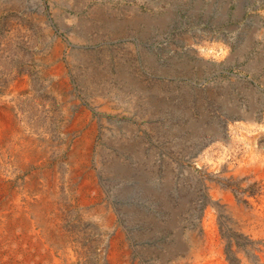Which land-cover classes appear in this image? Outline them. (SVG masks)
I'll return each mask as SVG.
<instances>
[{
  "label": "rangeland",
  "instance_id": "obj_1",
  "mask_svg": "<svg viewBox=\"0 0 264 264\" xmlns=\"http://www.w3.org/2000/svg\"><path fill=\"white\" fill-rule=\"evenodd\" d=\"M0 105V227L17 224L20 242L4 232L3 255L106 264L121 230L131 264H168L175 222L186 231L202 211L184 171L234 148L244 116L264 117V0H0ZM199 119L222 136L194 134Z\"/></svg>",
  "mask_w": 264,
  "mask_h": 264
},
{
  "label": "bare ground",
  "instance_id": "obj_2",
  "mask_svg": "<svg viewBox=\"0 0 264 264\" xmlns=\"http://www.w3.org/2000/svg\"><path fill=\"white\" fill-rule=\"evenodd\" d=\"M60 1V0H59ZM64 1V0H63ZM66 1V0H65ZM240 8V7H238ZM237 8V10H238ZM241 11V10H240ZM137 15V13H136ZM140 16V15H139ZM141 18V17H140ZM133 19V18H132ZM139 19V18H138ZM143 22V21H141ZM139 23V21H138ZM57 40V39H56ZM61 42V41H60ZM55 45V44H54ZM58 45V44H57ZM61 46V45H59ZM58 47V46H57ZM58 49V48H57ZM60 50V49H59ZM56 51V50H55ZM53 51V52H55ZM57 52V51H56ZM61 53V52H60ZM52 55V54H51ZM55 55V53H54ZM55 57V56H54ZM57 58V57H55ZM54 59V58H53ZM42 63V62H41ZM45 64V63H44ZM46 65V64H45ZM54 68V67H53ZM60 68V67H59ZM52 69V68H51ZM50 69V70H51ZM44 70V69H43ZM23 78V77H22ZM104 104V103H103ZM1 106V105H0ZM4 106V104H3ZM7 107V106H6ZM97 107V106H96ZM1 109V107H0ZM81 109V108H80ZM83 109V108H82ZM252 109V108H251ZM3 110V109H2ZM83 111V110H82ZM86 111V110H84ZM238 112V111H237ZM86 113V112H85ZM250 113V111H249ZM84 114V113H83ZM82 116V115H80ZM85 116V115H84ZM72 117V116H71ZM79 118V117H78ZM81 118V117H80ZM201 118V117H200ZM76 119V118H75ZM90 119V118H89ZM191 119V118H190ZM237 119V118H236ZM235 119V120H236ZM83 120V119H82ZM81 120V121H82ZM73 121V120H72ZM92 121V120H91ZM238 121V120H237ZM76 122V121H75ZM80 122V121H79ZM71 123V120H70ZM89 123V122H87ZM93 123V122H92ZM75 124V123H74ZM3 125V124H2ZM6 125V124H5ZM67 125V124H66ZM82 125V124H81ZM93 125V124H92ZM217 125V124H216ZM236 125V124H234ZM32 126V125H31ZM73 126V125H72ZM75 126V125H74ZM87 126V125H86ZM3 127V126H2ZM7 127V125H6ZM11 127V126H10ZM71 127V126H70ZM192 132L206 131L218 137L222 130L217 126L208 128L203 120H191ZM83 128V127H82ZM239 129V137L233 141L235 147H228L220 158L209 159L197 156L192 169L184 171L191 178L192 186L189 190L191 198L202 194V211L193 216L191 227L184 230L183 218L175 222V241L165 253L172 257L168 264H264V117L260 120L250 113L242 118L235 126ZM2 129V128H1ZM16 129V128H15ZM234 129V130H235ZM14 130V129H13ZM18 130V129H17ZM32 130V129H31ZM74 130V129H73ZM82 130V129H81ZM84 130V129H83ZM92 130V129H91ZM94 130V129H93ZM107 130V129H106ZM190 130V129H189ZM34 131V130H33ZM64 131V130H63ZM71 131V130H70ZM95 131V130H94ZM232 131V130H231ZM73 132V131H72ZM75 132V131H74ZM84 132V131H83ZM228 132V131H227ZM70 133V132H68ZM79 133V132H78ZM85 133V132H84ZM231 133V132H230ZM236 133V132H235ZM95 134V133H94ZM233 134V133H232ZM16 134H10L8 138ZM82 137V133L80 134ZM87 135V134H86ZM90 135V134H89ZM92 135V134H91ZM191 135V134H190ZM37 136V135H36ZM94 136V135H93ZM237 136V135H236ZM23 137V136H21ZM28 137V136H27ZM79 137V136H78ZM84 137V136H83ZM82 137V138H83ZM195 137V136H194ZM193 137V138H194ZM215 137V136H214ZM234 137V136H233ZM14 138L11 141L15 142ZM19 138V137H18ZM38 138V137H37ZM183 138V137H182ZM77 139V137H76ZM229 140V139H228ZM6 141V140H5ZM17 142V141H16ZM71 142V141H70ZM73 142V141H72ZM82 142V141H81ZM184 142V141H183ZM190 142V141H189ZM220 142V141H219ZM218 142V143H219ZM26 143V142H25ZM34 143V142H33ZM45 143V142H44ZM43 143V144H44ZM51 143V142H50ZM74 143V142H73ZM90 143V142H89ZM88 143V144H89ZM187 143V142H186ZM185 143V144H186ZM4 144V143H3ZM21 144V143H19ZM41 144V143H40ZM18 145V144H17ZM22 145V144H21ZM33 145V144H32ZM37 145V144H36ZM90 145V144H89ZM2 146V145H1ZM6 146V145H4ZM11 146V145H10ZM28 146V145H27ZM50 146V145H49ZM35 147V146H34ZM79 147V146H78ZM86 147V146H85ZM88 147V146H87ZM15 149L18 147L15 145ZM51 147H49L50 149ZM76 148V146H75ZM9 149V148H8ZM21 149V148H20ZM35 149V148H34ZM74 149V148H73ZM222 149V148H221ZM22 150V149H21ZM24 150V149H23ZM33 150V149H32ZM29 150V151H32ZM42 150V149H41ZM45 150V149H44ZM47 150V149H46ZM72 151V150H71ZM198 151V150H197ZM217 151V150H216ZM221 151V150H220ZM7 152V151H6ZM45 152V151H44ZM65 152V151H64ZM190 152V151H189ZM203 152V151H202ZM209 152V151H208ZM9 153V152H8ZM11 152L10 154H12ZM33 153V152H32ZM36 153V151H35ZM49 153V152H48ZM67 153V152H66ZM72 153V152H71ZM75 153V152H73ZM188 153V152H187ZM7 154V153H6ZM28 154V153H27ZM42 154V153H41ZM47 154V153H46ZM61 154V153H60ZM190 154V153H189ZM199 154V153H198ZM216 154V153H215ZM37 155V154H35ZM34 155V156H35ZM44 155V154H43ZM52 155V154H51ZM67 155V154H66ZM201 155V154H200ZM205 155V154H204ZM30 156V155H29ZM38 156V155H37ZM60 156V155H59ZM77 156V155H75ZM79 156V155H78ZM14 157V156H13ZM16 157V156H15ZM32 157V156H31ZM46 157V156H45ZM9 158V157H8ZM29 157H27L28 159ZM58 158V157H57ZM191 158V157H190ZM212 158V157H211ZM17 159V158H16ZM19 159V158H18ZM24 159V158H23ZM35 159V158H34ZM55 159V158H54ZM64 159V158H63ZM70 159V158H69ZM141 159V158H140ZM36 161V160H35ZM38 161V160H37ZM70 161V160H69ZM78 161V160H77ZM15 162V161H14ZM26 162V160L24 161ZM28 162V161H27ZM45 162V161H44ZM58 162V161H57ZM62 162V161H61ZM13 163V162H12ZM52 163V162H51ZM190 163V162H189ZM193 163V164H194ZM34 164V163H33ZM192 164V163H191ZM192 164V165H193ZM20 165V164H19ZM24 165V164H23ZM22 165V166H23ZM82 165V163H81ZM54 166V164H53ZM6 167V166H5ZM28 167V166H27ZM40 167V166H39ZM42 167V166H41ZM44 167V166H43ZM46 167V166H45ZM59 167V166H58ZM70 167V166H69ZM167 167V166H166ZM191 167V166H190ZM50 168V167H49ZM61 168V167H60ZM31 169V167H30ZM40 169V168H39ZM80 169V167H79ZM114 169V168H113ZM177 169V168H176ZM182 169V168H181ZM62 170V169H61ZM6 171V170H5ZM8 171V170H7ZM6 171V172H7ZM49 171V170H48ZM57 171V170H56ZM73 171V169H72ZM75 171V169H74ZM53 172V171H52ZM63 172V171H62ZM76 172V171H75ZM121 172V171H120ZM165 172V171H164ZM167 172V171H166ZM22 173V172H21ZM72 173V172H71ZM142 173V172H141ZM180 173V172H179ZM13 174V173H12ZM29 174V173H28ZM57 174V173H56ZM140 174V173H139ZM155 174V173H154ZM164 174V173H163ZM181 174V173H180ZM35 175V174H34ZM78 175V174H77ZM124 175V174H123ZM176 175V174H175ZM8 176V175H7ZM138 176V175H137ZM153 176V175H152ZM173 176V175H172ZM2 177V176H1ZM19 177V176H18ZM23 177V176H22ZM53 177V176H52ZM169 177V176H168ZM9 178V177H8ZM17 178V177H16ZM24 178V177H23ZM56 178V177H55ZM70 178V177H69ZM85 178V177H84ZM91 178V177H89ZM93 178V177H92ZM149 178V177H148ZM147 178V179H148ZM164 178V177H163ZM185 178V177H184ZM15 179V178H14ZM30 179V178H29ZM37 179V178H36ZM66 179V178H65ZM82 179V178H81ZM157 179V178H156ZM162 179V178H160ZM44 180V179H43ZM72 180V179H71ZM84 180V179H83ZM82 180V181H83ZM137 180V179H136ZM143 180V179H142ZM154 180V179H153ZM187 180V179H186ZM2 181V180H1ZM0 181V182H1ZM9 181V180H8ZM14 181V180H13ZM19 181V179L17 180ZM60 181V180H59ZM95 181V180H94ZM98 181V180H97ZM135 181V180H134ZM151 181V180H150ZM157 181V180H156ZM4 182V181H3ZM2 182V183H3ZM28 182V181H27ZM30 182V181H29ZM35 182V180H34ZM51 182V181H50ZM67 182V181H66ZM85 182V181H84ZM149 182V181H148ZM166 182V181H165ZM8 183V182H7ZM61 183V182H60ZM79 183V182H78ZM92 183V182H91ZM94 183V182H93ZM101 183V182H100ZM98 183V184H100ZM113 183V182H112ZM134 183V182H133ZM155 183V182H154ZM9 184V183H8ZM74 184V183H73ZM84 184V183H83ZM82 184V186H83ZM89 184V183H87ZM103 184V183H102ZM135 184V183H134ZM138 184V183H137ZM157 184V183H156ZM4 185V184H3ZM17 185V184H16ZM34 185V184H33ZM49 185V184H48ZM56 185V184H55ZM81 185V182H80ZM104 185V184H103ZM169 185V184H168ZM174 185V184H172ZM20 186V185H19ZM68 186V185H67ZM77 186H79L77 184ZM125 186V185H124ZM158 186V185H157ZM3 187V186H2ZM34 187V186H32ZM57 187V186H56ZM81 187V186H80ZM79 187V188H80ZM92 187H94L92 185ZM116 187V186H115ZM156 187V186H155ZM41 188V187H40ZM39 188V189H40ZM44 188V187H43ZM51 188V187H50ZM59 188V187H58ZM57 188V190H58ZM78 188V189H79ZM90 188V187H88ZM86 189V191L88 190ZM95 188V187H94ZM103 188V187H102ZM136 188V187H135ZM147 188V187H146ZM164 188V187H163ZM170 188V186H169ZM7 189V187H6ZM4 189V190H6ZM13 189V188H12ZM12 189H10L12 191ZM38 189V190H39ZM69 189V188H68ZM67 189V190H68ZM101 189V187H100ZM104 189V188H103ZM114 189V188H113ZM125 189V188H124ZM130 189V188H129ZM140 189V188H139ZM153 189V188H152ZM85 190V189H84ZM90 190V189H89ZM119 190V189H118ZM128 190V189H127ZM145 190V189H144ZM160 190V189H159ZM167 190V189H166ZM8 191V190H7ZM37 191V190H36ZM59 191V190H58ZM79 191V190H78ZM97 190H95L96 192ZM105 191V190H104ZM114 191V190H113ZM134 191V190H133ZM139 191V190H138ZM154 191V190H153ZM161 191V190H160ZM165 191V190H163ZM173 191V190H172ZM183 191V190H181ZM9 192V191H8ZM7 192V194H8ZM54 192V191H53ZM80 192V191H79ZM123 192V191H122ZM10 193V192H9ZM106 193V192H105ZM124 193V192H123ZM127 193V192H126ZM148 193V192H146ZM167 193V192H166ZM11 194V193H10ZM56 194V193H55ZM76 194V193H75ZM83 194V193H82ZM116 194V193H115ZM118 194V193H117ZM174 194V193H173ZM9 195V194H8ZM15 195V194H14ZM11 195V196H14ZM87 195V194H86ZM97 195V192H96ZM121 195V194H120ZM126 195V194H125ZM142 195V194H141ZM19 196V195H18ZM42 196V195H41ZM106 196V195H104ZM127 196V195H126ZM125 196V197H126ZM138 196V194L136 195ZM188 196V195H187ZM23 197V196H22ZM66 197V196H63ZM75 197V196H74ZM84 197V196H83ZM122 197V196H121ZM132 197V196H131ZM166 197V196H165ZM37 198V197H36ZM42 198V197H41ZM45 198V197H43ZM81 198V196H80ZM148 198V197H147ZM187 198V197H186ZM20 199V198H19ZM104 199V198H103ZM121 199V198H120ZM128 199V198H127ZM143 199V198H142ZM171 199V198H170ZM29 200V199H28ZM90 200V199H89ZM102 200V199H100ZM114 200V199H113ZM137 200V199H136ZM66 201V200H65ZM95 201V199H94ZM173 201V200H172ZM201 201V200H200ZM1 202V201H0ZM71 202V201H70ZM74 202V200H73ZM78 202V201H77ZM104 201H102L103 203ZM110 202V200H109ZM186 202V201H185ZM199 202V201H198ZM36 203V202H35ZM63 203V202H62ZM87 205V200H84ZM99 203V202H97ZM119 203V202H117ZM124 203V202H123ZM129 203V201H128ZM140 203V202H139ZM147 203V202H146ZM183 203V202H182ZM1 204V203H0ZM3 204V202H2ZM59 204V203H58ZM65 204V203H64ZM84 204V205H85ZM105 204V202H104ZM114 204V203H113ZM126 204V203H125ZM136 204V203H135ZM196 204V203H195ZM76 205V204H75ZM82 205V204H80ZM106 205V204H105ZM111 205V204H110ZM124 205V204H123ZM130 205V204H129ZM157 205V204H156ZM170 205V204H169ZM172 205V204H171ZM187 205V204H186ZM192 205V204H191ZM47 206V205H46ZM83 206V205H82ZM109 206V205H108ZM112 206V205H111ZM136 206V205H134ZM140 206V205H139ZM143 206V205H142ZM153 206V205H152ZM185 206V205H183ZM62 207V206H61ZM68 207V206H67ZM78 207V206H77ZM80 207V206H79ZM89 207V206H88ZM103 207V206H102ZM124 207V206H123ZM129 207V206H128ZM167 207V205H166ZM164 207V208H166ZM176 207V206H175ZM187 207V206H186ZM57 208V207H56ZM113 208V207H112ZM156 208V207H155ZM182 208V207H181ZM85 209V208H83ZM109 209V207H108ZM114 209V208H113ZM135 209V208H134ZM185 209V208H184ZM12 210L30 212L28 205L22 208L17 200ZM123 210V208H122ZM126 210V209H125ZM145 210V209H144ZM147 210V209H146ZM201 210V209H200ZM42 211V210H41ZM55 211V210H54ZM80 211V210H79ZM111 210H109L110 212ZM175 211V210H174ZM199 211V210H198ZM8 212V211H7ZM6 212V213H7ZM16 212V211H14ZM68 212V211H66ZM137 212V211H136ZM35 219L27 218L25 224L30 238L38 235L36 230L40 221V210L36 206ZM39 213V214H38ZM113 213V212H112ZM115 213V212H114ZM131 213V212H130ZM145 213V212H144ZM162 213V212H161ZM57 214V213H55ZM117 214V213H116ZM157 214V212H156ZM179 214V213H178ZM21 215V214H20ZM49 215V214H48ZM66 215V214H65ZM64 215V216H65ZM94 215V214H93ZM142 215V214H141ZM149 215V213H148ZM173 215V214H172ZM23 216V215H22ZM126 216V215H125ZM147 216V215H146ZM159 216V215H158ZM167 216V214H166ZM83 217V216H82ZM115 217V216H114ZM113 215L108 213L105 225L111 226ZM121 217V216H120ZM137 217V216H136ZM144 217V216H143ZM150 217V216H149ZM25 218V217H24ZM67 218V217H66ZM161 218V217H159ZM175 218V217H174ZM173 218V219H174ZM23 219V218H22ZM54 219V218H53ZM65 219V218H64ZM87 219V218H86ZM15 220V219H14ZM56 220V219H55ZM62 220V219H61ZM96 220V219H95ZM117 220V219H116ZM143 220V219H142ZM172 220V219H170ZM50 221V220H49ZM59 221V220H58ZM131 221V220H130ZM149 221V220H148ZM164 221V220H163ZM175 221V219H174ZM183 221V222H182ZM17 222V221H16ZM47 222V221H46ZM150 222V221H149ZM58 223V222H57ZM56 223V224H57ZM101 223V222H100ZM114 223V222H113ZM14 224V223H13ZM63 224V223H62ZM190 224V222H189ZM50 225V224H49ZM102 225V224H101ZM158 225V224H157ZM161 225V224H160ZM156 226V225H155ZM14 224L12 231H3L0 227V241L4 242L9 236L10 241L18 243ZM49 227V226H48ZM161 227V226H160ZM54 228V227H53ZM56 228V227H55ZM60 228V227H59ZM58 228V229H59ZM64 228V227H63ZM111 228V227H110ZM121 228V227H120ZM157 228V226H156ZM163 228V227H161ZM166 228V227H165ZM55 230V229H54ZM60 230V229H59ZM62 230V229H61ZM116 230V229H115ZM148 230V229H147ZM114 231V230H113ZM121 231V230H120ZM116 230L108 236L104 253L106 264H131L128 252L123 242V236ZM174 231V230H173ZM6 233V235L4 234ZM22 232V231H21ZM30 232V233H29ZM46 232V231H45ZM54 232V231H53ZM59 232V231H58ZM63 232V231H62ZM149 232V231H148ZM52 233V232H51ZM23 234V233H22ZM59 234V233H58ZM57 234V235H58ZM69 234V233H68ZM111 234V233H110ZM40 235V234H39ZM104 235V234H103ZM148 235V234H147ZM65 236V234H64ZM126 236V235H125ZM151 236V235H150ZM18 237V236H17ZM60 237V236H59ZM62 237V236H61ZM74 237V236H73ZM26 239V237H25ZM58 239V238H57ZM69 239V238H68ZM72 239V238H71ZM59 240V239H58ZM44 241V240H42ZM56 241V240H55ZM35 242V241H34ZM69 242V241H68ZM6 243V242H5ZM20 243V242H19ZM64 243V242H63ZM39 244V243H38ZM71 244V243H70ZM156 244V243H155ZM173 244V243H172ZM63 245V244H62ZM72 245V244H71ZM78 245V244H77ZM19 246V245H18ZM31 246V245H30ZM29 246V247H30ZM47 247V246H46ZM49 247V246H48ZM103 247V246H102ZM101 247V248H102ZM128 247V246H127ZM156 247V246H155ZM62 248V247H61ZM66 248V247H65ZM64 248V249H65ZM77 248V247H76ZM166 248V247H165ZM20 249V248H19ZM26 249V248H25ZM150 249V248H149ZM159 249V248H158ZM48 250V249H47ZM77 250V249H76ZM28 251V250H27ZM38 251V250H37ZM87 251V250H86ZM101 251H104L101 249ZM129 251V250H128ZM148 251V250H147ZM155 251V250H154ZM13 250L5 255L0 252V264H15ZM48 252V251H47ZM66 252V251H65ZM99 252V251H98ZM130 252V251H129ZM158 252V251H157ZM72 252H70L71 254ZM100 253V252H99ZM103 253V252H102ZM131 253V252H130ZM144 253V251H143ZM38 254V253H37ZM74 254V253H73ZM35 255V254H34ZM61 255V254H60ZM75 255V254H74ZM96 255V254H95ZM151 255V254H150ZM159 255V254H158ZM41 256V254H40ZM48 256V255H47ZM165 256V257H166ZM26 257V256H25ZM65 257V256H64ZM103 257V255H102ZM71 258V257H70ZM76 258V257H75ZM83 259V258H82ZM97 259V258H96ZM147 259V258H146ZM145 259V260H146ZM40 260V259H38ZM72 260V258H71ZM80 260V259H79ZM138 261V260H137ZM15 262V263H14ZM36 262V261H35ZM152 262V261H151ZM149 263V262H147ZM47 264H64L61 257L50 252ZM136 264V263H135ZM140 264V263H139ZM154 264V263H153Z\"/></svg>",
  "mask_w": 264,
  "mask_h": 264
}]
</instances>
